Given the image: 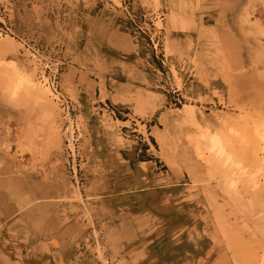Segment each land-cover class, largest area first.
Masks as SVG:
<instances>
[{
	"label": "rangeland",
	"instance_id": "rangeland-1",
	"mask_svg": "<svg viewBox=\"0 0 264 264\" xmlns=\"http://www.w3.org/2000/svg\"><path fill=\"white\" fill-rule=\"evenodd\" d=\"M0 264H264V0H0Z\"/></svg>",
	"mask_w": 264,
	"mask_h": 264
},
{
	"label": "bare ground",
	"instance_id": "bare-ground-1",
	"mask_svg": "<svg viewBox=\"0 0 264 264\" xmlns=\"http://www.w3.org/2000/svg\"><path fill=\"white\" fill-rule=\"evenodd\" d=\"M191 107V106H190ZM195 109H193V107H192V109H191V111L190 110H188V111H190L189 113H188V119L186 120V121H188L189 122V124H190V122L191 123H194L200 130H207L206 132H207V134H209V137L210 138H213V140L215 141L217 138L214 136V135H212V132L210 131V128L208 127V125H200L199 123L197 124V116H196V110L194 111ZM219 139V144H220V146H219V144H218V149H219V152H217L216 153V155L217 156H220V157H222V159H224L223 157H225V159H227V157H230L229 156V148L230 147H228V145L226 144V142L223 140V139H221V138H218ZM221 139V140H220ZM234 140V139H233ZM227 141V140H226ZM233 142V141H232Z\"/></svg>",
	"mask_w": 264,
	"mask_h": 264
},
{
	"label": "crops",
	"instance_id": "crops-1",
	"mask_svg": "<svg viewBox=\"0 0 264 264\" xmlns=\"http://www.w3.org/2000/svg\"><path fill=\"white\" fill-rule=\"evenodd\" d=\"M77 230L78 229H75V226H72L71 228H69L64 235L63 242L68 244L69 242L72 243L76 241L75 234Z\"/></svg>",
	"mask_w": 264,
	"mask_h": 264
}]
</instances>
